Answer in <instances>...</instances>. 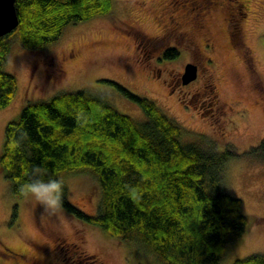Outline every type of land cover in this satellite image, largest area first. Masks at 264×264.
I'll use <instances>...</instances> for the list:
<instances>
[{"label":"rangeland","instance_id":"obj_1","mask_svg":"<svg viewBox=\"0 0 264 264\" xmlns=\"http://www.w3.org/2000/svg\"><path fill=\"white\" fill-rule=\"evenodd\" d=\"M201 21L193 0H114L112 13L66 26L53 45L31 50L11 36L6 71L18 80L11 104L0 109V156L9 121L29 102L84 90L122 113H145L118 86L153 100L188 131L183 141L210 138L218 151L239 156L225 170L226 190L243 202L246 234L229 242L219 264L264 254V163L244 153L264 138V0H216ZM245 12V14H243ZM231 19V20H230ZM179 23V24H178ZM202 25V26H201ZM176 57L165 58L169 49ZM200 65L198 79L180 88L185 63ZM69 200L98 212L99 182L89 173L65 178ZM0 264H163L138 244L110 236L63 207L51 214L16 197L0 166Z\"/></svg>","mask_w":264,"mask_h":264},{"label":"trees","instance_id":"obj_2","mask_svg":"<svg viewBox=\"0 0 264 264\" xmlns=\"http://www.w3.org/2000/svg\"><path fill=\"white\" fill-rule=\"evenodd\" d=\"M19 24L0 37V109L13 101L18 80L6 71L10 37L31 50L56 43L66 26L114 9V0H16ZM169 49L164 57H176ZM145 113L136 121L103 97L87 91L61 92L29 102L6 125L0 166L18 197L33 166L47 167L65 184L62 207L110 236L138 244L163 264H219L229 242L243 237L250 218L243 202L225 188L227 163L239 153L218 151L204 135L183 141L189 131L153 100L118 86ZM264 163V138L244 153ZM89 173L99 182L98 212L90 215L68 198L65 178ZM233 264H264V254Z\"/></svg>","mask_w":264,"mask_h":264},{"label":"clouds","instance_id":"obj_3","mask_svg":"<svg viewBox=\"0 0 264 264\" xmlns=\"http://www.w3.org/2000/svg\"><path fill=\"white\" fill-rule=\"evenodd\" d=\"M30 179L22 183L18 195L35 203L51 214H56L63 204L65 184L62 178L49 173L47 167L33 166Z\"/></svg>","mask_w":264,"mask_h":264},{"label":"water","instance_id":"obj_4","mask_svg":"<svg viewBox=\"0 0 264 264\" xmlns=\"http://www.w3.org/2000/svg\"><path fill=\"white\" fill-rule=\"evenodd\" d=\"M16 0H0V37L10 34L19 24ZM198 76V67L189 63L185 67L183 82L188 84Z\"/></svg>","mask_w":264,"mask_h":264},{"label":"flooded vegetation","instance_id":"obj_5","mask_svg":"<svg viewBox=\"0 0 264 264\" xmlns=\"http://www.w3.org/2000/svg\"><path fill=\"white\" fill-rule=\"evenodd\" d=\"M193 3H195V6H196L194 8V11H195L194 13L196 14L195 19H196L197 23H199V24H201V21L204 18V16L207 14V12L212 10L213 6H218L219 4H221L220 1H216V0H193ZM243 14H245V12ZM189 63H194L197 65L198 76L194 81H192L188 84H185L183 82V74H184L186 65ZM200 72H201L200 65L197 62H195L194 60H190V61L186 62L183 71L180 72V75L176 79V81H177L176 86H178L180 88V90H183V88L190 86L191 84H193L198 79Z\"/></svg>","mask_w":264,"mask_h":264}]
</instances>
